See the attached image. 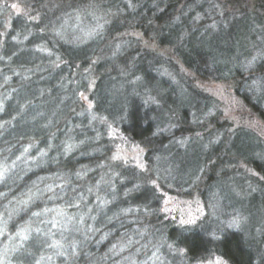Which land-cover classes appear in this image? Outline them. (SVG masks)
<instances>
[{
	"label": "trees",
	"instance_id": "1",
	"mask_svg": "<svg viewBox=\"0 0 264 264\" xmlns=\"http://www.w3.org/2000/svg\"><path fill=\"white\" fill-rule=\"evenodd\" d=\"M33 3L40 18L13 17L0 39V264H125L123 253L142 255L133 254L134 234L141 231L143 241L164 237L191 262L216 256L228 264H259L258 240L249 226L239 232L216 229L211 241L205 239L210 226L174 229L158 221L161 196L149 178L133 169L102 167L111 149L105 126L146 146L147 167L160 169L164 159L182 163L186 159L176 143L194 136L193 115L208 101L170 59L138 49L132 38L122 43L116 38L138 31L172 49L182 67L200 78L238 80L231 54L240 48L238 33L250 29L249 19L215 0ZM63 20L71 23L63 29L66 37L59 38L56 30ZM88 69L93 83L91 108L85 111L80 95L87 92ZM255 73L264 78V67ZM241 133H233L227 143L235 156L248 158L250 148L239 146L253 140ZM221 181L211 178L209 185ZM221 197L226 202L225 194ZM45 212L60 215L68 226L60 228L61 240L72 256L63 249L52 253L31 233ZM119 244L125 249L117 263L110 247Z\"/></svg>",
	"mask_w": 264,
	"mask_h": 264
},
{
	"label": "rangeland",
	"instance_id": "2",
	"mask_svg": "<svg viewBox=\"0 0 264 264\" xmlns=\"http://www.w3.org/2000/svg\"><path fill=\"white\" fill-rule=\"evenodd\" d=\"M44 1L49 4L52 0ZM215 1L220 5V3L226 4L229 0ZM225 7L227 12H234L249 19L250 29L247 33L242 30L238 33L235 45L240 48L235 49L231 54V59L235 62L233 66L237 67L238 80L200 78L182 67L172 49L159 46L153 39L143 36L138 31H129L116 38L115 42L121 43L126 38H132L138 42V49L170 59L182 76L186 77L198 91L208 96V99L204 98L208 101L205 105H201L198 113L193 115L192 121L194 125H198L194 136L176 143L177 147L183 150L182 155L186 159H182V163L181 160L173 163L164 159L160 169L147 167L146 146L140 144L141 142L130 141L118 129L105 126L106 123L101 122L100 125L106 127L104 136L109 143V149L111 148L108 160L102 167L110 172L115 169H133L134 172L143 174L146 180L149 178V186L154 187L161 196L159 211L161 218L158 221L169 222L174 229L182 231L194 226L203 229L210 226V231L206 232L209 235H206L205 239L211 241L217 238L218 232L214 233L216 229L219 232L222 230V232H239L244 229L246 231L249 226L252 239L258 240L256 244L259 248L256 252L259 258H257L259 260L262 258L259 264H264V120L258 114H264V78H258L260 76L255 73L259 66L264 67V0H231L228 5H223V8ZM218 11L220 14L221 10ZM37 12L33 0H0L2 27L0 39L4 37L13 17L23 16L36 21L40 18ZM74 18L72 17L71 20ZM63 21L61 30H56L59 38L66 37V28H69L67 27L69 21ZM115 42L111 49L115 46ZM87 72L90 75L87 92L80 95V105H83L85 111L91 108L88 97L93 83L92 70L88 69ZM212 118L214 122L210 121ZM236 132H243L253 140L247 143L248 145L239 146L241 150L250 148L248 155L250 159L245 155L237 157L230 149V143L227 142ZM212 149H215V154L212 152L214 155L205 157L204 154L207 155ZM204 157V164L200 167L199 161ZM251 160L253 163L250 162ZM211 178L223 182H219L216 187L210 186ZM93 187H95L94 192L95 189H99V185ZM223 194L226 196V202L221 197ZM50 215L51 213H43L40 217L41 225L34 227L31 233L48 243L47 246L53 251L52 253L58 252L57 249L59 251L63 249L65 254L72 256L74 251L64 247L61 240L60 228L64 231L68 226L61 222L60 215ZM68 224H71V221ZM1 229L6 237L14 239V233L9 232L8 228ZM21 233L23 232L17 235L19 240L23 235ZM134 236L137 240L133 254L136 252L142 255L131 257L130 254H122L125 246L112 245L110 253H114L111 255L117 259V263L121 262V254L124 259L128 258L125 264H216L220 259L216 256H208L191 262L184 251L166 245L163 235L162 239L160 236L154 239L156 243L143 241L144 231ZM18 246L20 247L19 244ZM251 246L255 247V245Z\"/></svg>",
	"mask_w": 264,
	"mask_h": 264
},
{
	"label": "snow or ice",
	"instance_id": "3",
	"mask_svg": "<svg viewBox=\"0 0 264 264\" xmlns=\"http://www.w3.org/2000/svg\"><path fill=\"white\" fill-rule=\"evenodd\" d=\"M13 7H16V6L13 5ZM0 175H2V174H0ZM216 264H226V261H224L223 259H218V260L216 261Z\"/></svg>",
	"mask_w": 264,
	"mask_h": 264
}]
</instances>
